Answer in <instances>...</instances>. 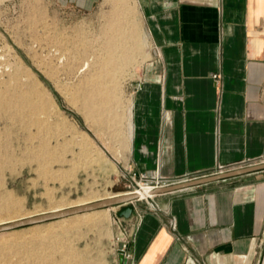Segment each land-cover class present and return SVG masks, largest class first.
<instances>
[{
  "label": "crops",
  "instance_id": "1",
  "mask_svg": "<svg viewBox=\"0 0 264 264\" xmlns=\"http://www.w3.org/2000/svg\"><path fill=\"white\" fill-rule=\"evenodd\" d=\"M135 2L150 46L132 83L127 149L112 156L121 175L136 186L134 174L159 173L172 186L242 172L130 202L134 236L120 264H259L264 0Z\"/></svg>",
  "mask_w": 264,
  "mask_h": 264
},
{
  "label": "rangeland",
  "instance_id": "2",
  "mask_svg": "<svg viewBox=\"0 0 264 264\" xmlns=\"http://www.w3.org/2000/svg\"><path fill=\"white\" fill-rule=\"evenodd\" d=\"M116 25L119 32L114 29L111 36L133 49V59L122 75L102 77L111 89L97 94L89 83L97 80L106 54L101 30ZM149 46L135 0H103L90 10L69 0H0V96L16 103L4 101L5 110L0 109V224L139 188L123 178L112 156L127 149L132 83ZM45 69L58 73L53 79ZM89 96L95 98L94 109L87 107ZM123 206L0 233V264L127 261L134 233L118 216Z\"/></svg>",
  "mask_w": 264,
  "mask_h": 264
},
{
  "label": "bare ground",
  "instance_id": "3",
  "mask_svg": "<svg viewBox=\"0 0 264 264\" xmlns=\"http://www.w3.org/2000/svg\"><path fill=\"white\" fill-rule=\"evenodd\" d=\"M114 11V10H113ZM121 11V10H120ZM120 11L119 12H117V13H120ZM115 12H116V10H115ZM113 13V12H112ZM121 14V13H120ZM119 14V15H120ZM119 18V17H118ZM111 19V18H110ZM117 19V18H116ZM120 19H121V17H120ZM115 20V19H114ZM115 22V21H114ZM120 23V22H119ZM118 24V23H117ZM119 25H122V24H119ZM113 26V25H112ZM115 26V25H114ZM105 27V26H104ZM121 27V26H120ZM120 27H118V25H116V27H107L106 29H104V30H101V33L104 35V46H103V48H106V54H105V57H104V59H103V61H102V63L100 64V69H99V67H97V70L99 69V71H97L96 72V76L99 78H97V80H91V82L89 83L90 85V87H91V89H92V92H94V93H103V92H109V90L111 89H109V90H107L106 89V87L108 86V82L106 81V79H101L102 77H104L105 75H111V76H115L117 73H121V75H122V73H123V71L125 70V66H126V64H127V61L128 60H131V59H133V49L132 50H130V49H128L127 48V46H128V44L126 43V48L119 42V41H117L116 39H114L111 35H113V34H111V32L113 33V30L114 29H116V31L118 30V29H120ZM124 29V28H123ZM119 31H117V33H118ZM121 33V32H120ZM115 34V33H114ZM118 36V35H117ZM132 36V35H131ZM103 39V38H102ZM128 39H129V37H128ZM71 41V40H70ZM68 42H69V39H68ZM74 42V41H73ZM73 42H72V44H73ZM131 42H133V41H131ZM64 43V42H63ZM69 43H71V42H69ZM75 43V42H74ZM130 43V42H129ZM62 44V43H61ZM77 44V43H76ZM131 44V43H130ZM133 44V43H132ZM131 44V45H132ZM60 45V44H59ZM66 45V44H65ZM68 45V44H67ZM74 45V44H73ZM60 47H61V45H60ZM70 47V46H69ZM131 47V46H130ZM129 47V48H130ZM75 48V47H74ZM78 47H76V49H77ZM69 49V48H68ZM73 49V48H72ZM79 49V48H78ZM64 50V49H63ZM67 50V49H66ZM65 50V51H66ZM58 51V50H57ZM79 51V50H78ZM101 51V50H100ZM99 51V52H100ZM103 51V50H102ZM95 53V52H94ZM59 54H61V52L59 53ZM73 57L74 56H77V54H78V52L76 53V51H74L73 52ZM98 55V54H97ZM66 56V55H65ZM69 56V55H68ZM80 56V55H79ZM136 56V55H135ZM67 57V56H66ZM83 57V56H82ZM69 58H70V56H69ZM94 58V57H93ZM100 58V57H99ZM60 59V58H59ZM74 58H71V60H73ZM81 59H84V58H81ZM76 60V59H75ZM78 60V59H77ZM84 60H86V57H85V59ZM130 63H131V61H129ZM68 63H70V62H68ZM99 64V63H98ZM70 65V64H69ZM136 65V64H135ZM89 66V63H87V62H85V64L83 65V67L85 68H87ZM48 67V66H47ZM50 67V66H49ZM67 67V66H66ZM72 68L74 67V66H71ZM91 67H93V66H91ZM51 68V67H50ZM53 68V67H52ZM82 68V67H81ZM96 68V67H95ZM108 68H109V70H108ZM74 69V68H73ZM107 69V70H106ZM134 69H136V68H134ZM21 70V69H20ZM46 70V69H45ZM70 70V69H69ZM84 70V69H83ZM48 70H46V74L48 75V76H50L51 78H53L54 79V77H55V73H58V72H55V73H53V72H47ZM50 71H51V69H50ZM92 72V71H91ZM105 72H107V74L105 73ZM93 73V72H92ZM18 76V75H17ZM93 77V76H92ZM107 79H110L109 77L107 78ZM112 80V79H111ZM21 84V83H20ZM31 86H33V88L30 90V91H34L36 88H37V83H36V81L34 82L33 81V85H31ZM18 87V86H17ZM16 87V88H17ZM40 89H41V87H40ZM89 89V88H88ZM87 89V90H88ZM38 91V90H37ZM36 91V93H38L37 95H39L40 93L39 92H37ZM112 91V90H111ZM110 91V92H111ZM12 92V91H11ZM34 93V92H33ZM107 93H105V94H107ZM13 94H15V93H13ZM12 94V96L14 97L15 95H13ZM22 94V93H21ZM24 94V93H23ZM86 94V93H85ZM105 94H104V96H105ZM1 95H3V94H1ZM31 95V94H30ZM35 95V94H34ZM17 96V95H16ZM32 96V95H31ZM97 96V95H96ZM27 97V96H26ZM39 97H41V96H39ZM1 98H3V97H1L0 96V109L2 110V109H4V108H2L3 106H4V104H5V102L7 103V105H9L8 104V102H10V101H5V99H4V101L2 102V99ZM11 98V97H10ZM17 98V97H16ZM102 98V97H101ZM106 98V97H105ZM19 99V98H18ZM22 99V98H21ZM24 99H25V101L26 100H29V99H26L25 97H24ZM42 99V98H41ZM45 99V98H44ZM107 99V98H106ZM9 100H13L12 98L11 99H9ZM23 100V99H22ZM31 100V99H30ZM33 100H34V98H33ZM46 100H48V99H46ZM95 100V98L94 97H87V102H86V104H87V107L89 108V109H94L95 108V104H96V102L94 101ZM13 101H16L15 100V98H14V100ZM32 101V100H31ZM31 101H29V102H31ZM50 101V100H49ZM49 101H48V103H47V105L49 104ZM100 101V100H99ZM103 102H106L107 100H102ZM28 102V103H29ZM12 102H10V104H11ZM13 103H15V102H13ZM12 103V104H13ZM21 103V102H20ZM26 103H27V101H26ZM33 103H34V101H33ZM36 103V102H35ZM43 103H44V101H43ZM51 103V102H50ZM109 103V102H108ZM16 104V103H15ZM15 104H14V106H15ZM24 104V106H26L25 105V103H23ZM98 104V103H97ZM104 104V103H103ZM6 105V106H7ZM36 105V104H35ZM38 105V104H37ZM42 105V104H41ZM102 105V104H101ZM106 105V107H107V103L105 104ZM11 106V105H10ZM31 106H33V104L31 103ZM45 106V105H44ZM38 107V106H37ZM36 107V108H37ZM40 107V106H39ZM104 107V106H103ZM106 107H105V109H106ZM6 108H8V106L6 107ZM10 109H11V107H9ZM5 110V109H4ZM3 110V111H4ZM8 110V109H7ZM33 110H34V108H33ZM38 110V109H37ZM39 111V110H38ZM138 183L139 182H137V187H139V188H137V189H135V191H130L129 193H126V194H124V195H137V197H138V199L140 198V199H150L151 197H153L154 196V194H155V189H161L162 187H157V188H153L152 187V185H150L148 182H144V181H141V183H139V185H138ZM116 196H121V195H116ZM112 197H114V196H112ZM80 205V204H79ZM78 206V205H77ZM1 207V206H0ZM61 209H64V208H57V209H55V210H53V211H58V210H61ZM94 211H96V210H94ZM90 212H92V211H90ZM90 212H85V213H90ZM82 214V213H81ZM77 215H79V214H77ZM13 221H16V220H13ZM53 234V233H52ZM57 243V242H56ZM56 245V244H55ZM55 250H56V248H55ZM26 251H28V250H26ZM57 251V250H56ZM68 251H69V249H68ZM72 252L74 253V251L72 250ZM71 252V253H72ZM55 253V252H54ZM68 253H70V252H68ZM34 255H35V253H34ZM70 255H72V254H70ZM38 257V256H37ZM47 257V256H46ZM31 259H32V257H31ZM44 259V258H43ZM33 260V259H32ZM34 261V260H33ZM37 261H38V259H37ZM37 261H35L36 263H37ZM52 263V262H51ZM46 264V263H45Z\"/></svg>",
  "mask_w": 264,
  "mask_h": 264
},
{
  "label": "water",
  "instance_id": "4",
  "mask_svg": "<svg viewBox=\"0 0 264 264\" xmlns=\"http://www.w3.org/2000/svg\"><path fill=\"white\" fill-rule=\"evenodd\" d=\"M242 171H233L230 173H223V174H217V175H211L208 177H203L200 179H196L193 181H188L168 187H163L161 189H155V193L157 192H163V191H171L174 189H180L183 187H188L191 185H197L200 183H205L207 181H212L216 179H220L224 177L225 175H234L237 173H240ZM138 199L137 195H121V196H114V197H108L101 200H97L94 202L86 203L83 205L78 206H72L67 207L58 211H50L46 213H41L38 215L30 216L27 218L19 219L16 221L8 222L5 224H0V233L11 231L17 228H22L29 225L39 224L43 222L53 221L61 218H66L70 216H74L77 214L90 212L94 210H99L103 208H107L113 205H124L119 211L118 216L129 218L132 215V212L134 210V206L132 204H129L130 202Z\"/></svg>",
  "mask_w": 264,
  "mask_h": 264
},
{
  "label": "built area",
  "instance_id": "5",
  "mask_svg": "<svg viewBox=\"0 0 264 264\" xmlns=\"http://www.w3.org/2000/svg\"><path fill=\"white\" fill-rule=\"evenodd\" d=\"M133 180L135 181V183L137 184L138 181H144V182H148L150 185H152V187L155 189L157 187H166L172 183H174L173 181H171L169 178L162 176L161 174H148V173H141L139 175L138 180L136 181V174H134L132 176ZM196 178V177H194ZM193 178L188 177V178H182L180 180H178L177 182H186L188 180H191ZM128 257V256H127ZM130 257V256H129Z\"/></svg>",
  "mask_w": 264,
  "mask_h": 264
}]
</instances>
